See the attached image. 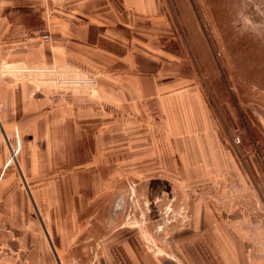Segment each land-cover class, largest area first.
I'll return each instance as SVG.
<instances>
[{
	"label": "rangeland",
	"instance_id": "obj_1",
	"mask_svg": "<svg viewBox=\"0 0 264 264\" xmlns=\"http://www.w3.org/2000/svg\"><path fill=\"white\" fill-rule=\"evenodd\" d=\"M50 1L52 22L79 11ZM162 2V24L131 12L133 64L141 74L156 70L159 63L137 53L155 40L171 61L159 64L157 77L195 84L223 136L224 163L172 167L170 143L158 144L155 122L124 129L116 120L82 121L89 134L82 139L93 151L98 146L100 188L66 264H264V0ZM52 31L42 38L52 40ZM8 76L0 73V86ZM0 139L17 148L22 138ZM5 154L0 177L18 169L16 153ZM10 256L26 264L29 251L0 243V264Z\"/></svg>",
	"mask_w": 264,
	"mask_h": 264
},
{
	"label": "crops",
	"instance_id": "obj_2",
	"mask_svg": "<svg viewBox=\"0 0 264 264\" xmlns=\"http://www.w3.org/2000/svg\"><path fill=\"white\" fill-rule=\"evenodd\" d=\"M47 7L50 0H0V73L9 74L0 86V138H22L17 148L0 139V169L7 151L18 164L0 177V243L29 251L26 264H66L76 254L81 218L100 188L98 146L82 139V121L116 120L124 129L155 122L172 167L224 163L223 136L195 84L157 77L171 61L155 40L137 53L159 63L156 70L141 74L133 64L131 12L162 24V0H62L79 11L53 22ZM51 27L58 34L44 40ZM113 132L109 126L107 137ZM22 262L10 256L1 264Z\"/></svg>",
	"mask_w": 264,
	"mask_h": 264
},
{
	"label": "built area",
	"instance_id": "obj_3",
	"mask_svg": "<svg viewBox=\"0 0 264 264\" xmlns=\"http://www.w3.org/2000/svg\"><path fill=\"white\" fill-rule=\"evenodd\" d=\"M49 37L48 36H45V39H48Z\"/></svg>",
	"mask_w": 264,
	"mask_h": 264
}]
</instances>
